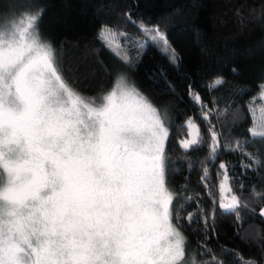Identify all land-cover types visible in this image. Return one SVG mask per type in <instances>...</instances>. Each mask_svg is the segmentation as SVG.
<instances>
[{"label": "snow or ice", "instance_id": "6c2138e0", "mask_svg": "<svg viewBox=\"0 0 264 264\" xmlns=\"http://www.w3.org/2000/svg\"><path fill=\"white\" fill-rule=\"evenodd\" d=\"M42 16V9L28 5L0 17V264H201L190 254L179 223L180 206L189 198L177 199L169 186L174 166L167 152L172 127L167 113L123 75L107 92L81 94L64 78L56 49L41 36ZM139 27L175 63V49L159 26ZM123 35L103 25L98 39L129 65ZM223 83L217 78L210 87ZM192 98L211 143H203L189 118L182 126L188 138L180 147L185 152L208 147L215 162L221 142L212 110L199 95ZM259 98L264 100V86ZM260 111L259 124L253 114L249 135L264 144V107ZM249 159L261 163L250 154ZM219 167L218 207L239 217L241 201L228 166ZM201 181L214 218L217 200L207 168ZM185 219L190 226L199 216L189 213Z\"/></svg>", "mask_w": 264, "mask_h": 264}, {"label": "trees", "instance_id": "16d2710c", "mask_svg": "<svg viewBox=\"0 0 264 264\" xmlns=\"http://www.w3.org/2000/svg\"><path fill=\"white\" fill-rule=\"evenodd\" d=\"M28 5L43 10L40 34L56 49L64 78L81 94L107 92L123 75L155 105L170 110L167 152L174 170L169 186L177 199L189 198L180 206L179 223L190 253H196L201 264H264V195L252 192L262 184L264 157L260 143L249 135L253 114L259 124L258 107L263 105L264 0H0V17ZM141 23L159 26L166 34L175 63L141 30ZM103 25L124 34L119 40L129 65L98 39ZM217 78L223 79V86L210 87ZM193 95L212 110L211 123L221 142L215 162L208 147L188 152L180 147V140L188 137L182 126L189 118L198 125L203 143H211ZM221 163L228 166L232 191L240 198L239 217L218 207L216 174ZM205 168L217 200L214 218L201 181ZM189 213L199 216L190 226L185 219Z\"/></svg>", "mask_w": 264, "mask_h": 264}, {"label": "rangeland", "instance_id": "374dc122", "mask_svg": "<svg viewBox=\"0 0 264 264\" xmlns=\"http://www.w3.org/2000/svg\"><path fill=\"white\" fill-rule=\"evenodd\" d=\"M130 82V81H129ZM131 83V82H130ZM264 86V85H263ZM149 99V98H148ZM150 100V99H149ZM151 101V100H150ZM151 103L154 105V106H156L159 110H160V112L163 114V113H167V119L171 122V118H172V114H170V110L167 108V107H165V106H160V107H158L157 105H155L152 101H151ZM262 107H264V100H263V105H262ZM262 107H258L259 109H258V111L261 113V111H260V109L262 108ZM261 116H262V113L260 114V116L258 117V120L259 119H261ZM188 138V137H187ZM187 138H185V139H187ZM260 145H261V150H262V154H263V157H264V144H261L260 143ZM262 191H264V173H263V181H262V184L260 185V186H258V189H257V192H259V193H262ZM227 195H229L228 193H226ZM262 209H264V206H263V208ZM261 209V210H262ZM191 253H194V252H191ZM190 253V254H191ZM195 255H196V258H197V260L199 261V258L197 257V254L196 253H194Z\"/></svg>", "mask_w": 264, "mask_h": 264}]
</instances>
